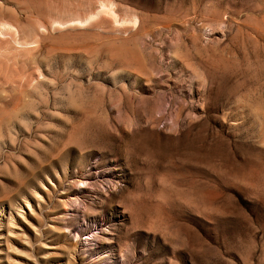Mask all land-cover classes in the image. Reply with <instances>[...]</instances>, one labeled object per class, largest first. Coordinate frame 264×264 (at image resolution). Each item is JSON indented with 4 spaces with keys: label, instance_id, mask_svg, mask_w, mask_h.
I'll return each mask as SVG.
<instances>
[{
    "label": "rangeland",
    "instance_id": "1",
    "mask_svg": "<svg viewBox=\"0 0 264 264\" xmlns=\"http://www.w3.org/2000/svg\"><path fill=\"white\" fill-rule=\"evenodd\" d=\"M0 24V264H264V0Z\"/></svg>",
    "mask_w": 264,
    "mask_h": 264
},
{
    "label": "bare ground",
    "instance_id": "2",
    "mask_svg": "<svg viewBox=\"0 0 264 264\" xmlns=\"http://www.w3.org/2000/svg\"><path fill=\"white\" fill-rule=\"evenodd\" d=\"M55 23H57V22H55ZM53 24V23H52ZM3 26L6 28V29H12V28H15L14 26H12V25H9V24H3ZM0 27H1V24H0ZM58 27V26H57ZM62 27V26H61ZM56 28V27H55ZM59 28V27H58ZM0 30H1V28H0ZM22 44V43H21ZM23 44H26V45H29L27 42L25 43V41H24V43ZM32 45V44H31ZM24 46V45H23ZM30 47V46H29ZM24 48V47H23ZM25 49V48H24ZM23 50V49H22Z\"/></svg>",
    "mask_w": 264,
    "mask_h": 264
}]
</instances>
